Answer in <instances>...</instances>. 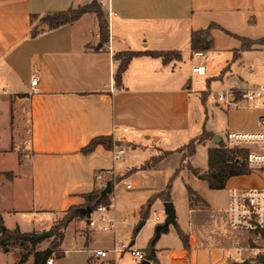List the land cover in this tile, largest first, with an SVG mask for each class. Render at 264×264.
Returning a JSON list of instances; mask_svg holds the SVG:
<instances>
[{"label":"crops","instance_id":"1","mask_svg":"<svg viewBox=\"0 0 264 264\" xmlns=\"http://www.w3.org/2000/svg\"><path fill=\"white\" fill-rule=\"evenodd\" d=\"M91 1L0 0V139L7 141L8 150L17 151V176L29 180L30 191L27 208L1 211L5 228L18 227L22 232L48 228L54 213L81 207L87 193L139 166L159 149L174 150L186 144L204 126L211 137L196 143L195 151L200 145L207 151L224 142L228 131L254 129L257 116L264 113V108L223 109L209 101L220 91L264 85V42H258L264 39V0H97L108 22L109 36L104 43L99 41L92 11L52 29L39 23L46 13ZM32 14L38 15L33 21L39 30L35 36L30 35ZM209 23L221 28L211 30L213 48L196 56L190 50V33ZM241 38L255 43L239 51ZM125 50H176L180 58L163 63L161 58L134 57L123 73V87L118 89L113 82L116 62L112 55ZM198 64L205 66L202 75L192 72ZM32 74L38 76V83L29 92ZM208 104L218 122L208 124ZM214 135L220 139L218 143L211 140ZM96 136H112L119 143L112 149L98 144L83 154L80 149ZM116 148L123 153L114 159ZM161 161L124 178L133 179L125 187H138L146 197L144 203L166 186ZM182 171L191 178L188 185L213 209L212 200L198 190L201 185L208 188L202 175L187 168ZM260 183L255 174L237 175L228 178L223 190L228 197L231 186ZM116 185L114 182L112 191ZM110 198L107 218L115 226V202ZM192 201L187 194L186 204ZM154 205L163 206V202L156 199L145 209L150 213ZM155 215L159 216L153 211L152 220L159 223ZM135 219L140 220V209ZM192 242L190 237L187 248L180 241L170 249L169 264H193L195 254L199 261L202 255L207 264L208 250L195 248ZM46 248L34 249L23 261L22 255L1 248L0 256L7 264H33L34 253ZM155 260L162 264L156 255Z\"/></svg>","mask_w":264,"mask_h":264},{"label":"rangeland","instance_id":"2","mask_svg":"<svg viewBox=\"0 0 264 264\" xmlns=\"http://www.w3.org/2000/svg\"><path fill=\"white\" fill-rule=\"evenodd\" d=\"M210 104L215 105L211 102ZM210 104L207 105L209 116L208 124H211L213 121L218 122V116H214V118L211 116L212 108L210 106L212 105ZM221 135L223 136V132ZM6 144L7 141L2 137L0 139V170L6 172L0 175V214H2L1 211H3L4 208H27L30 204L29 180L24 178L20 179L17 176L19 155L17 151L8 150ZM180 161V153H172L161 161L160 168L164 172V184L167 183L169 177L172 176L175 169L179 166ZM188 161H190L192 166L207 167V151L205 147L202 145L198 146L194 155L191 156ZM184 163H186V161H184ZM182 170H180L179 175L175 176L172 180L170 188L171 201L173 202L176 212V223L174 225L170 224L168 230L162 232L152 246L159 261L162 262V264H169V250L178 247L180 241L182 246L187 248V246H190L188 245L190 237L193 238L191 246L193 245L195 248L199 247L208 250L205 252L206 257L209 255V250L210 255L214 257L215 254H218L217 250L219 249L220 251L221 247H225L231 251H233L234 248H241L244 255L252 254L251 251L245 250L249 234L232 230L227 224L228 197L226 190H213L207 188L205 185H201V188L198 189L201 195L212 200L213 209H210L205 201H200V199L194 196H191L193 201L190 204H186V185L191 182V178L188 179L187 172L185 173ZM206 172L207 170L202 172L200 169V171L194 175H203ZM118 176L119 175H116L108 180L114 183ZM132 180V178L122 179L117 182V185L110 193V197L112 196L113 202H115V208L113 210L115 228L111 230L103 229L101 221H96L95 226L92 227L83 217H75L73 223L69 224L66 229L63 228L61 230V233H65V237L57 250L62 251L60 248L62 247L65 255L61 258H54L55 264H140L142 262V260L133 258L131 250L139 249L146 255L151 247L150 243L154 237L155 227L157 224L164 221L166 214L163 206H152L148 222L146 225H143L144 227H141L135 232V225L140 221H137L135 218L138 216V210L141 208L140 206L144 203L146 197L137 189L138 187H132L131 189L125 187L126 183ZM104 185L105 183L101 185L100 189L103 188ZM110 202H112L111 198ZM153 211L159 214L161 218L159 223H155L152 220ZM133 213L135 215H133ZM65 214V212L54 213L48 228L33 232L41 233L44 230H53V227H56L62 221ZM104 215L107 217L108 212L105 211ZM90 216H92V218L98 217L95 213ZM21 226L24 230L28 228V226L23 223H21ZM151 227H154L152 233ZM181 227L183 228L181 229ZM177 229L182 233V240L178 237ZM134 233L135 236L132 238ZM53 237L54 235L46 237L35 244H31L29 241L25 240L11 241L7 246V251H11L12 254L18 256H28L36 248L50 247ZM134 239L135 242L133 245L123 249V253L114 252V247L119 249L122 248V246H128V243ZM85 241L88 243L86 246L84 245ZM97 248L105 250L106 256L94 258L91 250ZM199 256L200 261H198V263L203 264V256ZM29 259L32 260V257L29 256ZM148 261L150 262L149 264H157L155 259ZM0 264H7L4 257L0 256Z\"/></svg>","mask_w":264,"mask_h":264},{"label":"trees","instance_id":"3","mask_svg":"<svg viewBox=\"0 0 264 264\" xmlns=\"http://www.w3.org/2000/svg\"><path fill=\"white\" fill-rule=\"evenodd\" d=\"M94 5V6H92ZM94 12L97 18L98 23V32H99V41L104 43L107 41L109 36L108 31V22L105 16L104 11L101 8L100 3L97 0H92L89 3L79 5L74 8H68L66 10L49 12L42 15L39 18V23L41 24H48L49 28H56L63 24L72 23L73 21L77 20L82 14L86 12ZM38 18L37 14L31 15V22H32V29L30 32L31 36H35L39 33L37 30V26L33 25V21ZM214 28H221L216 23H209L206 27L193 30L190 33L189 42H190V50L192 52L196 51H208L213 48V38L211 36V30ZM242 45L239 51L246 50L251 47L255 41H248L244 38L240 39ZM258 42H264V39L259 40ZM138 56H150L161 58L163 63H167L173 59H179L180 53L179 51L172 50V51H151V50H125V51H117L114 52L112 55V59L116 62V66L113 73V82L114 86L118 89L123 87L122 84V76L123 73L126 71L130 61L134 57ZM211 137V134L206 131L205 127L203 126L202 132L198 137L191 138L186 144L177 147L174 150H166V149H159V152L155 155H152L149 159L144 161L137 167H132L128 169L124 174L119 175L116 179V182L121 181L122 179L126 178L130 174L136 172L137 170H145L154 167L157 163H159L162 159L167 157L172 153H180L181 154V161L179 166L175 169L172 176L169 177L166 186L164 189L153 193L150 195L145 203L140 208V220H146L148 217L149 211L145 209L146 205H151L156 199L164 201H171L170 196V188L172 180L175 176L179 175V171L187 168L189 169L192 174H196L200 171L199 168L193 167L188 159L194 155L195 153V146L196 143H200L208 138ZM119 141L113 139L112 136H96L93 137L85 146H83L80 151L83 154L90 153L95 146L98 144L103 145L107 149H112L114 145H117ZM246 154L247 151L245 149H237V148H229L223 142H220L217 146L209 147L207 149V172L202 175V179L206 181L208 188L213 190L223 189L225 187V183L228 178L237 175H246L250 173V168L246 161ZM186 161V163H184ZM113 185V183H112ZM187 194L189 196H194L201 201V197L198 193L193 190L189 185H186ZM100 188L94 189L90 193L86 194V202L81 206L84 207L85 205H90L92 211L98 205H105L107 208L110 206V194L106 195L101 201L96 202V199L99 196ZM88 197H90L88 199ZM80 206H72L65 211L64 218L62 221L56 226L53 227V239L50 244V248L52 249V254L54 258H61L63 257V252L58 251L57 249L62 243L63 240V233H61L62 229L67 226V224L75 217H83L86 221L88 217L86 215H81L79 213ZM1 225H3L2 218L0 215V248L3 251H7V246L11 241H29L31 244H35L36 242L40 241L36 239L34 236L39 233L31 232H22L19 230L18 227L14 229L3 228L1 229ZM135 232L137 230L135 229ZM177 234L180 240H182V233L179 229H177ZM155 235V233H154ZM135 233L133 234L134 238ZM155 243V242H154ZM150 243L151 247L150 250L146 253V259L151 260L155 259V254L152 249L154 245ZM189 245V241H188ZM184 247V246H183ZM188 247V246H187ZM185 248V247H184ZM44 251H37L34 253V260L33 264H40L41 257ZM52 254L50 256H52ZM25 255L21 256V261L25 260Z\"/></svg>","mask_w":264,"mask_h":264},{"label":"built area","instance_id":"4","mask_svg":"<svg viewBox=\"0 0 264 264\" xmlns=\"http://www.w3.org/2000/svg\"><path fill=\"white\" fill-rule=\"evenodd\" d=\"M194 54L201 56L202 52L196 51ZM192 72L202 75L205 66L194 65ZM37 83L38 76L32 74L29 92L35 91ZM209 101L223 109L264 108V85L239 91H220L210 96ZM224 143L229 148L245 149L250 174H255L261 179L258 185H234L228 189L227 224L232 230L249 234L245 250L251 251L252 254L244 255L241 248H234L231 251L222 247L216 257H212L209 253L207 264H234L242 261H247L248 264H264L259 258V255H264V113L257 116L254 129L228 131ZM122 153L123 149L120 148L113 151L114 159L119 158ZM106 210L105 205H98L90 214L95 213L98 217L90 216L89 225L93 227L96 221H101L103 229H113V220L104 215ZM154 218L156 222L160 221V216L155 215ZM127 247L129 246H122L119 249L114 247L113 250L115 253H123V249ZM91 253L94 258L106 256L103 249H93ZM131 254L137 260L146 259V255L139 249H132ZM193 260L194 264H198L197 254L194 255ZM45 264H55L54 257L49 256Z\"/></svg>","mask_w":264,"mask_h":264},{"label":"water","instance_id":"5","mask_svg":"<svg viewBox=\"0 0 264 264\" xmlns=\"http://www.w3.org/2000/svg\"><path fill=\"white\" fill-rule=\"evenodd\" d=\"M43 28H48V25H44ZM212 141L218 143L220 141V139L218 138L217 135H214ZM111 192H112V183L110 180H107L105 182L104 187L100 189L99 196L96 199V202L101 201L106 195L110 194ZM89 198L90 197H88V199ZM163 207H164V211H165L166 216H165V219L162 223H159L156 225L155 235L151 241V244H153L159 238V236L162 232H166L168 230L170 224L174 225L176 223L175 209H174L172 201H164ZM78 210H79V213L81 215H86L87 217L90 216V214L92 212V208L88 204L85 205L84 207L79 208ZM88 220H89V217L87 219V222H88ZM144 223H145V220H143V219L140 220L135 229L138 231L144 225ZM3 228H4V226H1V229H3ZM52 235H53V230L48 229V230L42 231L41 233L35 235L34 237L38 240H42V239H44L46 237H50ZM133 243H134V240H131L128 243V246L133 245ZM51 254H52V249L50 247H47L42 254L40 264H45L46 259ZM259 258L262 261H264V255H259ZM148 263H149L148 260H143L140 264H148ZM234 264H248V262L242 261V262H235Z\"/></svg>","mask_w":264,"mask_h":264}]
</instances>
